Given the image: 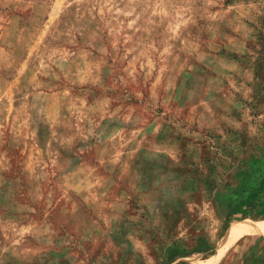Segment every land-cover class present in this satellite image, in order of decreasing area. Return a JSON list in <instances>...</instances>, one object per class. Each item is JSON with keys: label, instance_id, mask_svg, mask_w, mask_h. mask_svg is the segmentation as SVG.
Segmentation results:
<instances>
[{"label": "rangeland", "instance_id": "374dc122", "mask_svg": "<svg viewBox=\"0 0 264 264\" xmlns=\"http://www.w3.org/2000/svg\"><path fill=\"white\" fill-rule=\"evenodd\" d=\"M260 188L264 0H0V264H199Z\"/></svg>", "mask_w": 264, "mask_h": 264}, {"label": "crops", "instance_id": "0c3cea01", "mask_svg": "<svg viewBox=\"0 0 264 264\" xmlns=\"http://www.w3.org/2000/svg\"><path fill=\"white\" fill-rule=\"evenodd\" d=\"M261 223H264V220H262V221H250V222L244 223L246 225L240 224L242 226H240V225H238V226H240L239 228H241V227H246V226L258 225ZM232 229H234V228H232ZM230 230L228 229L225 237L222 239V242L220 244L221 245L220 249L218 247L210 255L211 257L209 256V257L205 258L204 260H199V264H223L222 261L224 260V256L222 257V255L223 254L225 255L227 253L226 251H228V250L230 252L232 249H234V247H235V251L237 250V252L234 253V258L231 259V261H229V263H225V264H264V235H261L263 237L260 236L259 241H245L244 245H240L241 244V242H240L241 238L245 237L246 235L259 234V233H263V232L253 231V232H250L246 235H243L232 245V247L230 246L228 249V246L226 245L225 238L229 234ZM248 244H250V245H248ZM218 249H219V251H218ZM216 255H219V258L217 261H215V262L213 261L212 263H200V262H207L208 260L212 259ZM226 256L227 255H225V257ZM233 260H235L234 263H232Z\"/></svg>", "mask_w": 264, "mask_h": 264}, {"label": "trees", "instance_id": "16d2710c", "mask_svg": "<svg viewBox=\"0 0 264 264\" xmlns=\"http://www.w3.org/2000/svg\"><path fill=\"white\" fill-rule=\"evenodd\" d=\"M238 206H241L242 213L245 216H264V188L251 190L249 197L246 199H240L237 202ZM210 247L202 246L199 250H206ZM180 264H188L182 262Z\"/></svg>", "mask_w": 264, "mask_h": 264}, {"label": "bare ground", "instance_id": "6f19581e", "mask_svg": "<svg viewBox=\"0 0 264 264\" xmlns=\"http://www.w3.org/2000/svg\"><path fill=\"white\" fill-rule=\"evenodd\" d=\"M258 225L261 226V227H264V223H261V224H258ZM233 244H234V240H229V241L226 243V245L228 246V248H229L230 246H232ZM222 254H223V253H222ZM218 258H219V255H216V256H214L212 259L208 260L207 262H200V263H211V262H213V261H217Z\"/></svg>", "mask_w": 264, "mask_h": 264}]
</instances>
